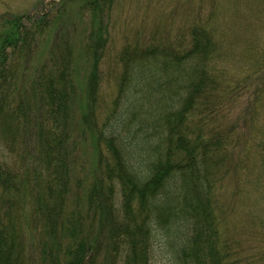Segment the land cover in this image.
Wrapping results in <instances>:
<instances>
[{
    "label": "trees",
    "instance_id": "1",
    "mask_svg": "<svg viewBox=\"0 0 264 264\" xmlns=\"http://www.w3.org/2000/svg\"><path fill=\"white\" fill-rule=\"evenodd\" d=\"M119 1L63 0L79 13L50 3L39 16L0 18V145L18 147L14 153L33 171V178L11 171L0 156V264H96L103 251L108 264H151L157 237L173 264H244L242 251L231 254L217 189L222 170L238 172L243 160L234 158L236 127L219 121L243 87L217 64L236 29L218 25L224 19L214 6L192 9L175 37L168 27L123 35L117 95L98 124L100 68L113 48ZM256 8L246 7L238 30L249 32L242 53L263 71L264 47L251 42L264 7ZM53 36L48 58L32 71L33 55ZM76 56L88 70L86 85ZM249 113L252 136L256 111ZM77 131L90 132L97 154L88 230L78 212L65 214ZM258 144L264 159V140ZM25 194L39 226L36 244L16 215Z\"/></svg>",
    "mask_w": 264,
    "mask_h": 264
},
{
    "label": "rangeland",
    "instance_id": "2",
    "mask_svg": "<svg viewBox=\"0 0 264 264\" xmlns=\"http://www.w3.org/2000/svg\"><path fill=\"white\" fill-rule=\"evenodd\" d=\"M63 0H0V18H8L11 15H29L39 16L44 10H49L50 3H56L53 7L60 12L62 9H69L76 14L79 13L80 7L74 5L72 7H64ZM114 9V20L118 18L113 34L114 44L109 48L108 54L101 64L100 72V88L97 103V122L101 124L112 109L114 99L118 90V77L120 66L117 59V51L123 43V35L131 34L137 27H141L147 32L168 27L172 37H175L180 31L188 25L191 19V10L197 7H214L217 6L216 12L220 21L218 25L232 26L235 38H231V43L227 42V48L230 49L226 58L218 61V66L225 68L228 80L238 82L241 79L243 85L242 91L235 95V98L229 103L222 113L219 120L226 127H236V138L240 140V144L236 147L235 161H241V167L238 172L231 170L227 173L223 169L221 174V182L218 184L220 206L224 209L225 222L224 226L227 231V239L231 244V254L234 251L243 252L244 264H264V254L259 256L258 253H264V159L259 157V148L257 145L264 140V70L257 69L255 62L242 53L244 50L246 39L249 32L239 31V18L243 15V11H247L246 7H264V0H121ZM233 7L240 9L235 10ZM258 9V8H256ZM261 9V8H260ZM260 9H258L260 11ZM76 14H73L74 17ZM261 21L254 27L253 39L251 42L262 49L264 47V8L261 12ZM221 15V16H220ZM87 21V15H84ZM259 20V19H256ZM255 20V21H256ZM55 33V32H54ZM239 33V34H238ZM151 35L148 36V38ZM55 36L50 39L44 47V51L37 55H33L31 70L35 71L36 67L44 62L52 47ZM227 39V38H225ZM112 48V49H111ZM40 52V51H39ZM38 52V53H39ZM78 70L80 71V84L84 82L86 85V74L88 70L82 68L85 65L79 56H76ZM31 71V72H32ZM85 74V75H83ZM33 75V72L31 73ZM246 75H251L245 79ZM80 86L79 90L84 89ZM81 92V91H80ZM85 94H81L79 104L77 105V113L80 115L83 105L86 104ZM254 103V106L250 104ZM249 107L256 111L254 119V132L250 135L251 115ZM78 122L79 117H78ZM84 128V125H83ZM74 142L69 145L72 150L71 160L75 159V178L72 176L69 186L73 194L68 195L67 210L65 214L72 211L78 212V218L85 225V230L90 228L92 222V213H90V204L88 196L90 188L94 182L95 168L97 162V154L93 148V141L90 138V132H76ZM249 147L247 154H242L243 149ZM19 150L15 146V149ZM5 144L0 145V156L6 160L11 167V171L30 172L33 178V171L28 168L26 161L22 163L17 153H14ZM259 150V151H258ZM246 151V150H245ZM244 151V152H245ZM264 157V152H262ZM31 161H29L30 163ZM232 167V166H231ZM225 168H229L226 166ZM230 169V168H229ZM77 178V179H76ZM75 180V181H74ZM29 185H32L29 182ZM116 208L120 206L118 199ZM18 210L16 215L20 221H25L27 229L34 243L38 241L39 226L34 223V211L32 203L25 197L18 198ZM97 223L93 229H97ZM98 230V229H97ZM102 241V240H101ZM165 242L161 237L156 238L152 252L151 264H173L169 251L164 246ZM259 248L261 249L259 252ZM96 264L106 263L105 251L97 257Z\"/></svg>",
    "mask_w": 264,
    "mask_h": 264
}]
</instances>
